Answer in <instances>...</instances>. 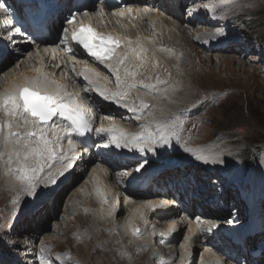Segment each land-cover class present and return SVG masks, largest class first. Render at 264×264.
<instances>
[{
  "label": "rangeland",
  "instance_id": "rangeland-1",
  "mask_svg": "<svg viewBox=\"0 0 264 264\" xmlns=\"http://www.w3.org/2000/svg\"><path fill=\"white\" fill-rule=\"evenodd\" d=\"M151 7L145 4L142 8L146 9V14L159 13L160 19L168 13L158 7L156 9ZM196 7V13L205 9L214 18L211 19V15L203 11V18L199 15L191 24L183 25L185 20L173 19L179 28L183 27L187 31L190 38L198 36L201 38L191 41L188 37L189 41L185 42L184 38L180 37L183 40L182 44L185 42L184 50L181 49L180 40L175 46L165 45L168 47L166 52L172 54L170 61L165 64L162 58H154L145 71H138L140 75L137 81L145 79L146 84H152L159 79L167 83L158 85L166 87L163 95L152 97L146 93L142 94L143 99L139 97L137 104L140 105L141 99L144 102L145 99L149 100L148 104H151L149 117L152 125H160L164 136L177 135L176 140L184 143L179 148L177 156L186 157L192 162L200 156L208 165H220V169H227L225 175L221 177L223 183L227 181L226 176L233 171L232 176H236L239 180L236 186L231 187V193L233 192L236 197L242 190L234 189H239L243 180L247 179L243 171L236 172L240 169L238 164L244 163L245 160L254 162L259 157L260 165H264V0H197ZM144 12H139V15L145 16ZM149 16L146 15V19ZM200 20L201 24H199ZM146 23L143 21L138 27L134 25L131 31L134 32L133 35L143 33L154 40L152 37L155 36L147 28ZM195 23L199 27H196ZM127 31L128 29L125 32ZM221 31L232 37L223 51L215 48L223 44L217 45L219 38L215 36ZM209 42L213 45L208 44ZM206 43L210 45L208 50L205 48ZM213 48V52H210ZM17 57L14 54L0 67V78L6 75L4 73L6 70H10L18 63L19 57ZM172 83L173 88L170 85ZM146 120L147 118H143L138 122L144 123ZM118 122L116 123L119 126L122 125ZM136 124L137 122L134 123ZM103 125L107 127L109 124L104 121ZM124 126L134 129L133 126L125 123ZM94 165L91 164L89 169ZM91 172L92 169L85 172L86 174L81 175L73 185L70 179L61 195L57 192L66 184L63 176L57 179L55 186L48 188L41 186L40 191L45 195L37 198V205H35L37 199H27L22 202L20 200L18 204H13L14 199H20L21 191L15 194L7 191L8 184L3 181L5 179L1 176L3 174H0V264H37L36 260L41 257L39 255L41 250L45 249L50 250L48 253L53 259L59 257L58 263L62 259L65 264H179L181 253L176 251L171 253L170 250L179 249L188 228H183L177 242L172 241L167 246H161L159 242L156 245L153 237L150 249H146V245L142 244L144 239L141 242L143 237L141 233L138 236L134 232L131 234V250L128 251L127 248L130 246L127 242L124 244L112 240L111 242L105 235V227L101 228L97 224L91 227L88 218L78 217L74 223L75 216L70 213L68 207L73 201L76 202L73 198L80 197L78 190L87 184ZM78 173H83V170ZM44 183H47V180ZM61 183L63 184L60 186ZM108 183L113 184L112 181ZM17 185L24 187L20 181ZM120 188L122 190V186ZM121 190H118L117 197L121 200L119 205L123 203L120 199ZM22 195L25 193L23 192ZM84 195L79 207L85 208L88 205L93 212L98 205L92 193H89V196ZM48 196L51 202L47 201V204L52 203L51 206L46 207V204L39 203ZM30 205L34 206L29 210L26 207ZM112 206L117 205L113 203ZM122 207L123 209L119 207L117 209L119 211L113 213L115 216L110 218L112 222L122 224L127 218L130 207L124 205ZM40 213H43L42 217L39 216ZM50 215L52 220L48 222L46 219ZM63 218L68 220L65 225ZM80 219H82L80 223L86 226L78 230L75 224ZM41 230V237L34 242L32 237ZM54 230L57 232L53 233ZM195 250V255L200 257L203 250L198 248ZM34 251V256L28 255L30 261H26L24 257L26 253ZM43 258L45 259V256Z\"/></svg>",
  "mask_w": 264,
  "mask_h": 264
},
{
  "label": "bare ground",
  "instance_id": "bare-ground-1",
  "mask_svg": "<svg viewBox=\"0 0 264 264\" xmlns=\"http://www.w3.org/2000/svg\"><path fill=\"white\" fill-rule=\"evenodd\" d=\"M59 1H61V2L59 4L58 12H59V15H61V16L64 15L69 10V9H67L69 4H70V7H74L76 5L74 3V0H71V1L70 0H63V1L59 0ZM126 1H127V3H129V6H131V0H126ZM161 1L165 4V5H163V4L162 5L166 9V12H168L166 15H163V16H164V18L168 17V19H164V18L160 19L158 17L159 13H155L154 15L146 14V9H144L142 7L145 4H148L149 6H151L152 4L149 2V0H136L135 1L136 2L135 3L136 9L130 10V13H128V14L123 12L124 15H120L118 13L109 14V13L104 12V11H102L101 13H97V12H95L96 11L95 9H94V12H92L91 17H92L94 25L99 26V27H104L103 25H106V26H108L107 28L112 29V33H114L118 36V40L121 41V46L119 47L120 49L118 51V55H123L125 52L130 53V55L128 56V60L125 61V64L120 66L121 79L124 78L123 69L126 66H130V70L137 71V76L135 77V80L137 81V77L140 75L138 71H140V70L145 71V69L148 68L147 66L150 65L151 62L154 61V58H162V61L165 62V64L168 61H170L172 59V58H170V57H172L171 56L172 54L166 52L168 50V47L165 45L175 46V44L177 45L178 40H180L182 48H181V46H179V45L178 46L182 50H184L185 49L184 43L186 41L188 42L189 39H191V41L192 40L195 41L196 38H201L200 36L195 37V38L193 37V39H192V37L190 38L189 34L187 33V31L185 29H183V27L181 29L173 22V19L175 17H173L172 12H176L175 10H173L174 0H161ZM66 2H69V4H67ZM92 5L93 4L91 3V6ZM152 8H153V6H152ZM142 11H145L144 14L150 15V16L146 19V15L145 16L139 15V12H142ZM5 12L6 11H4V10H0V54L1 53L2 54H5V53L9 54L12 52L11 50H14V52H16V53H20V52H22V53L20 56H18L19 57L18 63H16L15 66L11 67L10 70H6L4 72V73H6V75H4V76H2V78H0V94L6 95V94L12 92L14 89H17L21 86H27L26 84L31 86L34 84V82L36 80H43L45 78L44 74H47V77L49 80L53 79V80L57 81L59 83V85L62 84L61 85L62 88L60 90H63V91H65V90L70 91L71 89L76 88L78 86V84H82V82H80L79 80H76V78L81 77L80 73H83L81 70H74L75 72H72V73L67 71L66 70V63L61 58V56H59L57 58L59 60L55 59V62H53L52 57L50 55L51 54H52V56L58 55L59 52L58 53H52L51 51H48V49L46 47H44L41 50L37 49L36 47H38V46L35 45V43H33L31 40L29 42V39L26 36L20 35V34H22L21 32L20 33L15 32V28L12 27V24L9 21L10 19L8 18V16L6 15ZM169 15H170V17H169ZM175 19H180V18H175ZM114 20H116V22H119V23H117L113 26ZM143 21L147 22L146 23V25L148 26L147 28L150 29V32H152L154 34L155 37H152V38H154V40L150 39L151 37L148 38L147 35L146 36L143 35L142 30L140 28L138 30H141L142 34H139L137 32L138 35H136V34L133 35L134 32H132L131 29L134 28V25H137V27L140 26ZM195 24L197 25V23H195ZM120 26H121V29H119ZM9 29H11V32L9 31ZM126 29H128V31H127L128 33L125 32ZM61 32H63V31H59V32L57 31L58 34H60ZM25 33H26V35H30L28 31H26ZM4 34L9 35L14 40L4 41L3 39H1L4 37ZM180 37L184 38V40H185V42L183 44H182L183 40L180 39ZM188 37H189V39H187ZM49 39L45 40L46 41L45 43L47 45H50V46H57L58 45V43L55 42L57 39L56 40H54V39L49 40ZM155 39H157L158 41L156 42ZM213 39L215 41L214 37H213ZM58 41H59V39H58ZM129 41L132 42L131 45H129V43H128ZM137 41H139V44H142L144 46V48L146 49V51L140 53V57H137L135 55V53L131 52L132 48H136L137 51L140 50L139 44H137ZM205 42H207V40H205ZM37 44H39V43H37ZM218 44H221V43L218 42L217 45ZM2 45L5 47H2ZM161 45H164V46H161ZM58 46H59V48L63 47V45H60V44ZM222 46L223 45H218L217 50L223 51L224 49L222 48ZM6 48L8 49V51H6ZM171 49L172 48H170V50ZM27 50H29V51H27ZM213 50H214V48L210 49V52H213ZM187 57H188V55L186 54V58ZM113 60H115V57L113 58ZM57 62L59 65H56ZM110 63H113V61H106L103 64L101 62L99 64H91V72L95 73L97 76L94 84L100 85V84L104 83L107 79L108 80L109 79L116 80L115 76L111 73V70L107 67V64H110ZM61 71L64 72L63 77L59 78L58 75H60ZM148 71H150V70H148ZM65 76L70 77V81H72L71 84H70V82H67V80L64 78ZM141 80H143L146 83L145 79H141ZM128 82L129 83L132 82L131 77L128 78ZM110 83H111V86H113L112 88H113L114 92H116L118 90L117 83L113 84L111 81H110ZM65 84H67L68 87H66ZM86 85H87V83H86ZM170 85H172V88L174 87L173 83ZM89 88H90V86L87 85L86 89H89ZM160 88H161L160 92L165 93L166 87L160 86ZM49 89L56 91L57 86L53 85L51 88L46 86V89H44V90L48 91ZM139 89H140V91H139ZM141 89L144 90L139 85H137V88H134L133 90H127V89H123V88L120 89V90H125L128 92V94L126 96L121 98V103H125L124 101H128L130 99L129 96H131L133 98V100H131V102H129L127 104L129 106H133L134 102L137 103L139 101L138 98L139 97L142 98L141 97V96H143L142 94H145V92L143 93V91ZM174 93L175 92L173 91V94ZM62 96L64 97V93ZM68 98H71V97H68ZM145 102L149 103V100L146 101V99H145ZM110 111L116 112L113 109H111ZM116 114H118V113H116ZM128 114H129V110L122 115L126 116ZM112 115L113 114H111V116ZM116 116H119V115H116ZM146 117L147 116H145L144 118H146ZM8 119H9V117L5 114V112L0 110V121H7ZM109 120L118 121V118L112 117L111 119L109 118ZM20 123H22V120L20 121ZM105 123H107V122H105ZM131 123H133V125H134L135 122L132 121ZM112 124H114V123H112ZM116 124H114V125L109 124L107 127L102 124V127L106 128V129H113L112 136H119V134H115V133L119 132L120 130L125 129L124 128L125 126H122V125L119 126L118 124L117 125ZM55 130H56L57 134L62 138L61 143H62L63 152L58 154L57 161L52 162L53 167L51 170L53 173H55L56 169L62 167L63 163H68L67 159H64V160L60 159L61 156L68 157L71 160V164H72V167L70 168V170L65 173V176H63V177H65L66 184H64V187L59 189V191L57 190L58 192L56 191L57 194L61 195L63 193V189L66 188L65 186L68 185L67 182L70 179H72L71 183L73 185L77 180H79L78 178L81 175L83 176L85 172L87 173L88 171H90L92 169V172H91L90 176L88 177L87 184L83 185L78 190L80 197L76 196L75 198H73V200H76V202L73 201L72 204L68 207V210L70 211V213L72 212L75 216L74 223L78 217L88 218L90 221L89 225L91 227L96 225V224L99 225L101 228L105 227L104 228L105 229V235L110 241L111 240L116 241V242L118 241L122 244L127 242L128 246H130L127 248L128 251L131 250V234L134 233L135 229H139V233H141V235L143 236L141 238L142 239L141 242H143V239H144V242L142 244L146 245V249H150L152 246L151 242L153 241V237H154V243L157 245V242H160L163 239L161 236V233H164L165 235H167L169 237L166 244H165L167 246V244H170L172 241L177 242V240L181 237V233L183 231V228L184 229L188 228L187 233H186V237L184 238V241H183L182 245L179 247V249H177V248L173 249L172 248L170 250L171 253H173L175 251L181 253V258H180L181 260L179 261V264H227V262L223 258H221V255L214 252L213 248L210 246L211 241H209V240L206 241L207 239L204 237L203 228L200 226V224L198 222L194 221L195 217L198 216L197 209L194 207H193V209L188 208V210H185L186 212L184 210L179 209L182 211V216H179V213L177 211L178 209L175 207V205L179 206L178 203L175 202V203H172V205H171L172 194L175 196L176 194H179V192H180V198H183V196H185V198L190 197V195L187 194L188 189L182 188L180 183L177 182V179L180 178V172L175 173L174 171H171V172H167L164 175L162 173L160 175V180L155 181V183L159 186V188H161L159 190V192H152L151 190H148L147 192H144V193L143 192L133 193V194H131V196H129V194L127 192H124L125 193V197H124L125 201L123 203H120V205H119V201H121V200H119L117 197L119 196L118 190H121V188H120L121 185L118 184V175L110 173L107 169L98 168L96 166V164L94 166H92L91 169H89L91 162H87L86 159H84V158L80 159L81 154H82L81 151L79 149H77V147H74V149L69 147V145L67 144V140L63 139L64 136L62 135V131H64V129L61 128V122L58 121L55 123ZM19 131L24 132L25 129L22 127L19 129ZM49 135H51V133ZM0 141H2V137H0ZM0 151H3L2 143H0ZM198 162H200L199 164L206 166L207 161L206 160H200ZM15 167H16L15 164L6 165L4 160H0V174H3V175H1V176L5 177V179L3 181L5 183H7L9 186V187L8 186L6 187L7 191L11 192L12 194H15L18 192L20 193V191H21V193L19 194V197H20L19 201L21 200V202L26 201L27 199L31 200L32 198L27 197L26 194L22 195L23 187L17 185L18 181L15 178V175H13L12 173L9 172V168L14 169ZM81 170H83V173H78ZM194 171L195 170H191L192 173ZM169 175H174V177L172 178ZM165 177L168 179H172V181H174V182H172V186H169V187H171V190L173 191L172 194L169 191L165 190V188H167V185L164 183ZM110 181H112L113 184L108 183ZM189 181H191V179H189ZM200 181H201V178H198V181L196 182V184L197 183L200 184L199 183ZM62 184L63 183H61L60 186ZM191 184H192L191 188L194 189L195 184L194 183H191ZM184 185H186V183H184ZM97 189L102 190L103 195H100L97 192ZM183 189H185V192L182 191ZM89 193L90 194L92 193V195L95 199V203H97V205H98L97 208L93 209L95 211V213H93L94 212L93 210H92L93 212H91V207H88V205L85 208L79 207V205H80L79 203L81 201V198L85 196L84 194H86V196H89ZM104 198L107 199V203H104ZM120 199H122L121 196H120ZM47 201L51 202L50 196H48V198H45V200H43V202H39V203L40 204L43 203L44 205L46 204L45 205L46 207L48 205L51 206L52 203L47 204ZM163 202H167V203H165L163 205V207H158ZM193 202H195V201L191 200L188 203L189 206ZM113 203L116 204L117 206L116 207L112 206ZM37 204H38V199H37V202L35 205H37ZM123 205L126 207L127 206L130 207V213L128 214L127 218L124 220V222L122 224H121V222H114V221L112 222V220H110L111 216L114 215L113 213H116V211L119 207L123 209V207H122ZM33 206L34 205H30V207H26V208H28L30 210ZM109 213H111V214H109ZM120 214H121V212H120ZM188 214H191V215L189 216ZM42 215H43V213L39 214L40 217H42ZM46 220H48V222H51L52 215H50L49 218H47ZM62 221H63V225H65V224H67L68 220L66 218H63ZM81 221H82V219L78 220L77 223L75 224V228L78 230L81 229V227L86 226L85 224H81L82 223ZM48 222H46V223H48ZM152 222L155 224H153ZM204 222H207V221L204 220ZM159 226L162 228H159ZM120 228H122V229H120ZM205 228H206V230H208L209 228H212L210 226V221L207 222V226ZM41 232H42V230L40 232H38L35 236L32 237L34 242H37V240H39V238L41 237L40 236ZM55 232H57V231L54 230L53 233H55ZM126 238L128 239V241H126ZM104 240H106V239H104ZM220 240H221V244L214 246V247H218L217 249L219 251H221V252H222V250L223 251H227V250L230 251L232 249L231 247H229L230 243L228 242V240H225L222 238H220ZM217 242L218 241H214L213 244H217ZM107 243H109V242H107ZM161 246H162V244H161ZM196 248L203 250L200 257H197L195 255V251H196L195 249ZM164 251L168 252L167 249H164ZM232 252H233V250L231 251V253ZM34 254H35V251L26 253V255L24 256L26 258V261H30V260H28L29 258H27L28 255L33 257ZM242 257L246 258V256L244 254L242 255ZM1 264H7V263H1ZM251 264H261V263L257 260V263L252 262Z\"/></svg>",
  "mask_w": 264,
  "mask_h": 264
},
{
  "label": "snow or ice",
  "instance_id": "snow-or-ice-1",
  "mask_svg": "<svg viewBox=\"0 0 264 264\" xmlns=\"http://www.w3.org/2000/svg\"><path fill=\"white\" fill-rule=\"evenodd\" d=\"M77 15L87 16L89 14L72 13L66 18V23L73 24ZM120 15L124 14L121 13ZM9 31L11 32V29ZM20 31V28H15L16 33H20ZM63 34L64 40L67 41L68 29H64ZM215 36L219 38L218 42L220 43H227L232 39L228 33L223 31L215 34ZM72 39L102 64L106 61H113V63L107 64V67L115 76L118 90L111 92L103 86L97 85L95 91L105 100L121 104L133 113L148 109L151 106L143 100H141L139 106H129L127 103H121V98L126 96L128 92L120 89L131 90L139 85L145 91H152L157 90L159 84L167 83L159 79L152 84H146L143 80L136 81L137 71L130 70V66L124 67V78L121 79L120 66L125 64L130 53L125 52L123 55H118L116 49L121 46V41L112 36H102L91 26L81 27L79 31L73 29ZM128 43L131 45L132 42L129 41ZM137 44H139V41H137ZM139 49L137 51L136 48H132L131 52L140 57V53L146 51V49L142 44H139ZM9 55L11 54L9 53ZM114 57L115 60H113ZM2 59L3 55L0 54V60ZM84 71L91 70L85 69ZM80 75L87 85L92 86L94 84V81L90 80L88 75L83 73H80ZM44 77L43 80L35 81L32 86H21L6 95L0 94V110L4 111L9 117L7 121H0V137H2L0 143L3 146V151H0V160H4L6 165H16L14 169L9 168V172L15 175V178L24 185L23 192L32 199L45 195L43 191H40L41 186L48 188L55 185L57 179L65 176V173L72 167L71 160L66 156H61L60 159H67L68 163H63L62 167L57 168L55 173L51 170L53 165L49 161L57 160L58 154L63 152L62 138L55 130L56 120L68 122L69 127L66 130V135L69 136L73 133L83 136L93 130L90 127V121L87 119L84 106L76 103L75 100L65 102L60 92L62 86L55 80H49L47 74H44ZM129 77L132 78L130 83L128 82ZM48 84L56 85L57 90L52 93L46 90L42 91V89H46ZM88 90H91V87ZM21 120L22 123H20ZM22 127L25 129L24 132L19 131ZM142 127L145 128V131L133 134L131 137L126 135L112 136L109 143L105 144L104 147L134 149L141 153L155 151L152 147L156 143L155 136L147 130L146 126L142 125ZM99 131L112 132L113 129L101 128ZM146 132L147 134H145ZM50 133L51 135H49ZM161 139L164 144L168 143L166 137L162 136ZM67 143L74 149L75 145L72 139H68ZM146 163L147 161L138 163L135 171L139 173L144 169ZM45 180H47V183H44ZM97 192L103 195L102 190L97 189ZM18 203V198L13 200V204ZM104 203H107L106 198H104ZM165 203L167 202H163L158 207H163ZM229 222L234 223L235 221ZM208 231L211 232L212 229L209 228ZM134 232L138 234L139 229H135ZM163 235L164 233H161V236ZM44 251L49 252L50 250L45 249ZM69 259H71L70 256Z\"/></svg>",
  "mask_w": 264,
  "mask_h": 264
},
{
  "label": "trees",
  "instance_id": "trees-1",
  "mask_svg": "<svg viewBox=\"0 0 264 264\" xmlns=\"http://www.w3.org/2000/svg\"><path fill=\"white\" fill-rule=\"evenodd\" d=\"M248 157H249V156H248ZM245 163H247V165L250 166V165H252L253 161H249V162H248V161L245 160Z\"/></svg>",
  "mask_w": 264,
  "mask_h": 264
}]
</instances>
